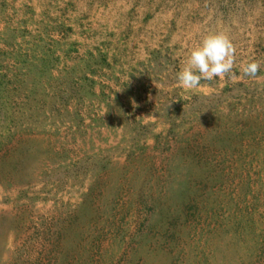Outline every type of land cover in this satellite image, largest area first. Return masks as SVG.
<instances>
[{"label": "rangeland", "instance_id": "1", "mask_svg": "<svg viewBox=\"0 0 264 264\" xmlns=\"http://www.w3.org/2000/svg\"><path fill=\"white\" fill-rule=\"evenodd\" d=\"M0 264H264V0H0Z\"/></svg>", "mask_w": 264, "mask_h": 264}, {"label": "clouds", "instance_id": "2", "mask_svg": "<svg viewBox=\"0 0 264 264\" xmlns=\"http://www.w3.org/2000/svg\"><path fill=\"white\" fill-rule=\"evenodd\" d=\"M233 56L234 46L227 35L223 33L207 35L200 45L192 49L186 66L177 74L179 85L193 89L199 86L202 79L212 80L230 73ZM259 67L258 62H250L243 66V72L245 75L255 76Z\"/></svg>", "mask_w": 264, "mask_h": 264}]
</instances>
